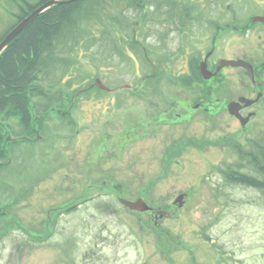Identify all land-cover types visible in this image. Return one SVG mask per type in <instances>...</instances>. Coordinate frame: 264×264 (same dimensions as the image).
Returning <instances> with one entry per match:
<instances>
[{
  "label": "rangeland",
  "instance_id": "374dc122",
  "mask_svg": "<svg viewBox=\"0 0 264 264\" xmlns=\"http://www.w3.org/2000/svg\"><path fill=\"white\" fill-rule=\"evenodd\" d=\"M39 1L0 0V42ZM109 2L130 19L115 41L101 39L105 24L81 19L86 33L77 45L59 44L64 64L41 81L49 98L31 97L29 124L0 111V264H264V110L244 111L246 125L223 116L218 148L211 118L191 123L201 116L185 114L152 137L137 133L142 111L167 107L153 99L194 95L177 76L214 47L206 29L220 33L222 11L232 56L242 36L257 41L232 25L263 18L264 0Z\"/></svg>",
  "mask_w": 264,
  "mask_h": 264
},
{
  "label": "flooded vegetation",
  "instance_id": "af4514ba",
  "mask_svg": "<svg viewBox=\"0 0 264 264\" xmlns=\"http://www.w3.org/2000/svg\"><path fill=\"white\" fill-rule=\"evenodd\" d=\"M242 10L243 8L241 7L240 11ZM220 16V22H216V27L218 29L217 32L220 33L213 34V28L210 30L209 28L206 29V37L211 34V44H213L214 47L206 52V54L199 60L198 64H185L183 68L184 70L179 76H177V79L180 80L178 83L179 86L184 87L186 83L193 86V88L196 90L194 95L191 96L187 93L182 95L161 96L160 98L153 99L155 101H160L159 104H167V107L166 109L162 108V112H159L158 114L150 113L151 111L149 110L142 111L140 113V119L138 118L139 124L137 122V133L140 135L139 137L143 138L144 136L143 133L139 134V130L142 128H145L146 136L152 137L158 133V128L160 126H170L174 125L175 123H181V118L184 117L185 114H188V116L192 118L190 121L193 120L195 116H201L200 120L196 119L191 123H196V121L207 122L206 118L212 119V123H209V125L211 124V131H213V134H215L216 137L215 140L211 141H213L214 145H216L218 148L220 143L223 141L222 117L229 114L228 120L234 122L237 126L238 124H242L241 118L230 111L232 103L240 102L241 107L239 108V112L244 117L249 116L250 113L257 115V112L264 110V59L260 57V53H262L264 50V31H260V26H262L264 29V17L263 20L257 21H253L254 17L250 21V17L246 22L240 18L237 20L238 24L232 25V29L235 31L238 30V32L242 33L244 37H246L247 33L250 32L252 33L253 38L257 37V41L250 44L247 42V40H244L242 36V38L239 39L238 47L236 48V50L238 49L239 53L237 56H232V45L229 43V41L225 42V39L227 38L226 36H228V31L231 27L229 21L227 20L228 12L224 10ZM191 19L194 20L195 18L191 17ZM141 24L142 23H140V25ZM136 34H138L137 31ZM133 36H135L134 32ZM218 45H221V47L219 48ZM217 46L218 49H216ZM221 48L222 52L219 50ZM165 51L167 52V50ZM206 58L208 60H206ZM226 59H242L249 63L252 68L226 65L218 70L219 64ZM204 62H206V68L210 70L212 75L209 78L204 77L202 72L201 63ZM237 69H240L241 71L237 73ZM241 75H243L246 80L242 78V81L240 80L241 82H238V79L241 78ZM148 91L154 93L151 85ZM137 93L142 94L140 90L137 91ZM240 97L245 98L249 105L244 106L245 101H241ZM153 100L150 99V105L156 104ZM196 111H200L202 113L198 114ZM244 111H247L245 114L246 116L243 113ZM142 117L146 118L144 122L141 119ZM165 120H170V122H166ZM228 126H230V124ZM204 141L206 142L209 140L205 139L201 141V143ZM199 143H196V145H198V147H202V145ZM176 144L177 142H174L170 147L173 148L174 146L175 148ZM174 148L171 150L175 153L177 148L176 150ZM183 194L187 195L186 193ZM149 212L154 211L151 210ZM158 212L161 213V210H158ZM161 214L164 218H167V216H170L172 213H170V210H167L165 213Z\"/></svg>",
  "mask_w": 264,
  "mask_h": 264
},
{
  "label": "trees",
  "instance_id": "16d2710c",
  "mask_svg": "<svg viewBox=\"0 0 264 264\" xmlns=\"http://www.w3.org/2000/svg\"><path fill=\"white\" fill-rule=\"evenodd\" d=\"M47 1L40 0L36 5L29 3L27 8L29 12H25L31 13ZM125 1L139 8H146V3L151 2V0ZM23 18L19 17L18 21ZM81 19L82 21L95 19L102 25L105 24L101 39L106 43L108 41L113 43L115 41L114 30L123 27L130 20L127 18L126 10L118 11L114 6L112 8L109 0L69 1L49 7L27 26L1 54L0 111L19 113L22 123L29 124L28 105L31 97L46 98L47 96V99L49 98L41 81L53 71V68L56 66L60 68L64 64L65 57L59 56L57 52L59 44L64 48L66 43L74 46L83 37L86 30L81 28ZM70 40L74 43L70 44ZM49 100L52 101L42 105L44 112L51 109L53 102L56 101L52 98ZM259 163L264 168V162L259 161ZM239 174V172H229V176L236 179L240 178ZM260 186L264 187V185Z\"/></svg>",
  "mask_w": 264,
  "mask_h": 264
},
{
  "label": "water",
  "instance_id": "95a60500",
  "mask_svg": "<svg viewBox=\"0 0 264 264\" xmlns=\"http://www.w3.org/2000/svg\"><path fill=\"white\" fill-rule=\"evenodd\" d=\"M69 1H80V0H48L46 3L36 7V9L33 12L25 16V18H23L19 23H17L15 27L11 29L9 33L4 37V39L0 42V57L2 56L1 54L5 51V49H7L11 45V42L15 39V37H17L23 30H25L26 27L29 26L32 22H34L36 18L39 15H41V13L45 12L47 9H49V7L55 4L69 2ZM258 19L263 20V18L260 16H257L254 20L257 21ZM135 34H136V29H135ZM226 64H230L232 66L240 65V66H245L247 68L248 67L252 68V66H250L249 63L245 62L242 59H237V60L226 59V60H223L221 64L218 66L219 67L218 70H220ZM201 68H202L204 77L209 78L210 76H212L210 73V70L206 68V62L202 63ZM251 76H252V72H251ZM97 83L103 90L110 89L108 86H105L103 83H101L99 79L97 80ZM240 99L241 101H245L244 106L249 105V103L246 102L247 100L245 98L241 97ZM74 100H73V103H74ZM240 107H241L240 102H234L231 104L230 111L233 114L237 115L239 118H241L243 125H246L249 118H244L242 116V114L239 112ZM181 199L182 197L180 196L178 200H181ZM122 202L123 204L131 207L132 209L134 208V209L140 210L141 212L148 211L151 209L149 204L146 203V201L143 199H138L137 201H133V202L126 200V199H122Z\"/></svg>",
  "mask_w": 264,
  "mask_h": 264
},
{
  "label": "bare ground",
  "instance_id": "6f19581e",
  "mask_svg": "<svg viewBox=\"0 0 264 264\" xmlns=\"http://www.w3.org/2000/svg\"><path fill=\"white\" fill-rule=\"evenodd\" d=\"M15 38H16V37H15ZM243 180H244V179H243ZM243 180H242V181H243ZM246 180H247V179H246ZM247 181H248V180H247ZM251 181H252V182H250V183L252 184V183H253V181H254V179H253V180H251ZM248 182H249V181H248Z\"/></svg>",
  "mask_w": 264,
  "mask_h": 264
}]
</instances>
